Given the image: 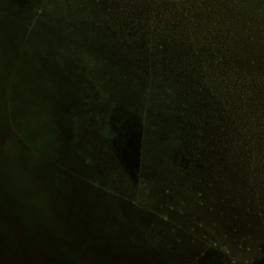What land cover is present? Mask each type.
I'll return each instance as SVG.
<instances>
[{
  "label": "trees",
  "instance_id": "obj_1",
  "mask_svg": "<svg viewBox=\"0 0 264 264\" xmlns=\"http://www.w3.org/2000/svg\"><path fill=\"white\" fill-rule=\"evenodd\" d=\"M3 1L8 7L0 10L29 32L84 43L91 60L106 61L145 95L152 119L144 113L142 123L155 126L143 135H160L156 115L172 118L184 159L163 171L153 167L148 177L158 202L153 213L169 230L193 235L196 245L197 225L183 229L168 217L199 214L201 229L264 235V0ZM107 118L120 134L118 155L128 138L122 123L130 119ZM124 166L125 178L140 185L145 170ZM178 202H186L183 209Z\"/></svg>",
  "mask_w": 264,
  "mask_h": 264
},
{
  "label": "water",
  "instance_id": "obj_2",
  "mask_svg": "<svg viewBox=\"0 0 264 264\" xmlns=\"http://www.w3.org/2000/svg\"><path fill=\"white\" fill-rule=\"evenodd\" d=\"M6 7L7 2L0 0V9ZM14 19V14L0 10V107L4 109V113H0V137L6 136L11 128L7 117L12 127L22 130V136L25 132L26 143L32 145L34 152L47 132L56 143L52 142L56 147L53 162L75 167H60L59 170L64 177L53 191L58 219L47 223L44 220L46 208H29L34 215L31 219L14 220L11 224L16 238L14 245L7 248L8 243L1 238L0 263L76 264L75 260L79 264H115L113 257L107 255V249L113 241L111 234L119 233L124 226L113 218L116 209L112 205L116 196L111 194V184L103 182L104 173L94 167L76 166L85 163L81 162L79 152L85 149L83 137L86 132L103 146L107 154L105 160L110 165H117L118 160L131 173L139 169L141 173L146 146L142 128L148 124V120L142 123L143 114L152 119L149 108L143 109L145 95L122 80L119 72L112 74L106 61L97 64L91 60L84 43L68 36L57 37L48 30L36 28L29 32ZM83 102H87L88 110L80 107ZM107 112L114 114L117 122L124 117L130 119L122 123L121 130L128 133V138L126 148L118 155L115 154V145L120 139L117 128L115 131L110 122L104 126L97 118L100 113L107 115ZM20 113H26L25 119L30 117L23 125L19 121ZM156 117L161 124L160 134L171 137L172 118L164 114ZM150 123L155 126L154 120ZM114 133L116 140L112 143L110 136ZM70 137L75 138L74 143L69 142ZM68 144L70 148H66ZM67 151H70L67 154L69 164L65 159ZM25 168L32 173L37 171L38 186H43V168ZM116 170L112 167L105 173L112 179ZM59 244L62 253L57 250ZM191 247L186 254L196 253V247ZM88 259L91 261L86 263ZM128 259L133 262L134 258ZM140 259L139 264H146L144 261L148 260L144 255ZM123 260L126 262L125 257ZM152 261L150 264H156Z\"/></svg>",
  "mask_w": 264,
  "mask_h": 264
},
{
  "label": "rangeland",
  "instance_id": "obj_3",
  "mask_svg": "<svg viewBox=\"0 0 264 264\" xmlns=\"http://www.w3.org/2000/svg\"><path fill=\"white\" fill-rule=\"evenodd\" d=\"M86 103V104H85ZM85 111L87 102L80 105ZM0 113H4V109L0 107ZM24 113V112H23ZM19 114V121L22 125L25 124V114ZM98 120L104 126L109 121L107 115L99 114ZM9 127V132L6 136L0 137V240L1 238L8 243L7 248L14 245L16 241L15 234L12 230V222L14 220L24 221L33 217V212L29 208L32 206L46 208L47 215L44 220L47 223L58 219L56 215V197L53 191L60 184L64 177L60 173V167H75L74 165L56 164L55 156V142L54 138L49 137L47 132L43 135V140L36 147V152L32 145L26 143L25 132L22 136V130L12 127L9 118H6ZM86 120L83 123L86 126ZM27 122L26 124H28ZM151 123L146 124V130ZM153 126V125H152ZM32 128V124L30 125ZM70 127H72L70 125ZM86 129V128H85ZM89 132V129H87ZM153 131V130H152ZM108 132V130H107ZM84 134V133H83ZM106 138L109 135L106 133ZM58 137V136H56ZM105 138V139H106ZM112 143L116 140L114 136L110 137ZM146 141L145 150L143 152L141 169L145 170L142 176V183L136 187L120 173V167L123 165L116 160L117 165H110L105 160L106 151L103 146H99L97 140L91 133L84 134L83 142L85 149L79 152L81 162H85L76 167H94L98 172L104 173L103 182L110 185L115 197L112 206L116 209L113 218L117 219L123 226V230L119 233L111 234V247L107 249V255L113 257L115 264H139L141 263V256L147 257L146 264L154 262L156 264H264V235L260 233H245V231L232 232L227 229V232L212 228L211 225H205L201 229V217H187V219L178 217L177 214L169 215L168 219L175 225L177 222L183 229L190 225H197L194 229L195 244H191V238L194 237L188 233H184L177 229H168L159 217H155L153 210L158 207V202L155 196L149 190V171L153 167H159L162 171L165 167H175V163L182 162L184 158L181 151V140L172 135L166 137L152 132L144 136ZM75 141L71 137L69 142ZM52 142L54 143L52 145ZM63 142V141H60ZM30 143V142H29ZM103 144V143H102ZM70 148V144L65 145ZM117 150V144L115 145ZM178 151V152H177ZM70 151L65 153V159L70 163V156L67 155ZM185 152V150H184ZM52 163H55L54 165ZM25 167H41L44 173V184L39 187L37 179V171L32 173V170ZM116 167L119 170L113 173L112 179L105 173V170ZM155 169V168H154ZM145 177H147L145 181ZM143 180L145 182H143ZM155 191V190H154ZM12 196V199H11ZM193 202V201H192ZM186 202H178L177 207L183 206ZM183 209V208H179ZM216 222V220H214ZM49 227V224H46ZM229 227V226H228ZM18 233H22L19 231ZM175 236V237H174ZM190 236V237H189ZM174 239V240H173ZM177 239V240H176ZM175 241V244H174ZM201 241L206 244H201ZM195 246L196 253L186 254ZM65 247V246H63ZM86 247V246H85ZM4 248H6L4 246ZM57 250L61 253L62 248L59 244ZM201 253L206 256L214 257V262H207L208 260L201 259ZM197 260L192 259L193 256ZM126 258L124 262L123 258ZM133 257V262H129ZM188 258V259H187ZM152 259V260H151ZM91 260H86V263ZM76 264H79L74 260ZM112 262V263H113ZM4 264V263H0Z\"/></svg>",
  "mask_w": 264,
  "mask_h": 264
}]
</instances>
